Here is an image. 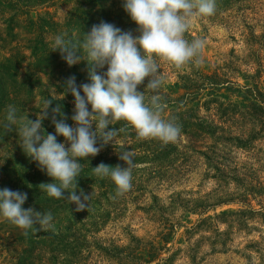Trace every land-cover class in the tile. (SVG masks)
Wrapping results in <instances>:
<instances>
[{
  "label": "trees",
  "instance_id": "1",
  "mask_svg": "<svg viewBox=\"0 0 264 264\" xmlns=\"http://www.w3.org/2000/svg\"><path fill=\"white\" fill-rule=\"evenodd\" d=\"M60 1L0 0L7 264H85L96 251L199 264L202 242L264 264V0H76L62 19L50 11ZM186 15L239 31L243 54L204 71ZM169 62L186 68L176 95L162 88ZM129 202L164 244L128 235L110 255L98 233ZM189 214L188 246L162 257Z\"/></svg>",
  "mask_w": 264,
  "mask_h": 264
},
{
  "label": "rangeland",
  "instance_id": "2",
  "mask_svg": "<svg viewBox=\"0 0 264 264\" xmlns=\"http://www.w3.org/2000/svg\"><path fill=\"white\" fill-rule=\"evenodd\" d=\"M69 1V3H63L60 1L56 7L50 8V11L56 12L57 16L62 19L65 17L69 9L78 5L76 0ZM115 1L119 4L127 2V0ZM182 22L185 23L189 33L194 36L201 44V67L204 71H210L214 66L223 65L225 61L230 59V52L233 49L235 54H243L244 44L239 31L232 30L231 28L221 24L211 23L207 20H201L195 15H186L181 20V23ZM256 32H259L258 28L256 29ZM173 47L179 53H183L186 50L184 44L178 45L175 43ZM172 65H174V63L169 62L168 66L165 67L166 70H164L161 83L162 88L167 94L176 95L177 93L181 92L176 72L179 71L183 73L186 71V68L184 66L178 67L177 65ZM223 94L225 96L228 95L226 92ZM228 98L232 99L233 101L240 100L239 97H235L233 95L229 96ZM62 145L67 146L69 144L67 141H63ZM191 187H194V182L188 183L186 189H190ZM125 208V211L118 220L109 222L106 224L104 229L98 233V236L104 239V241L102 240V245L107 246L110 255L113 254V248L127 245L129 237L128 235H133L144 240L155 239V242L158 244H164L163 241L157 237L158 230L156 229V226L151 221H149L145 215L135 210V204L133 202L127 203ZM234 208L235 206H221L215 211L220 212ZM207 215L212 216L213 211H209ZM198 218L199 216L194 214H189L183 218L181 221V223H183L182 226L176 228L172 237L166 244V247L169 249V251L163 250L162 257H166L177 249H183L188 246L186 242V229L194 225ZM197 238L198 235H195L191 242H193V239ZM233 239V246H237L239 243H241L239 247H243L246 242L245 239L238 236H235ZM3 245L4 247L7 246L6 243ZM198 245L199 251L197 257L201 258L199 260V264H246L245 259L233 254L231 251L228 253H215L211 252V248L207 242H202L200 244L198 243ZM182 252L183 251L177 254L171 264H191L188 259L184 257ZM8 260L9 259L7 257L6 251L3 248L0 249V264H7ZM85 264H116V262L114 258L103 256L102 253L96 251L87 257ZM151 264H155V262H152Z\"/></svg>",
  "mask_w": 264,
  "mask_h": 264
}]
</instances>
